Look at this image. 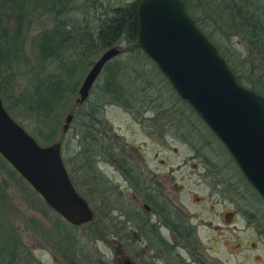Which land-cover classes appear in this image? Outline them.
Segmentation results:
<instances>
[{
	"label": "rangeland",
	"instance_id": "1",
	"mask_svg": "<svg viewBox=\"0 0 264 264\" xmlns=\"http://www.w3.org/2000/svg\"><path fill=\"white\" fill-rule=\"evenodd\" d=\"M126 1L128 0H70L72 11L68 13V17L80 26V30H92L101 12L109 13V8ZM1 3H4L3 0H0ZM94 5L98 7L97 11ZM16 11L8 1L5 10L0 13V24L7 35L14 34L16 30ZM25 13L19 26L20 37L17 43L20 47L13 64L12 90L9 89L10 86L4 90L6 100H3V105L7 107L9 114L33 135L35 121L25 109L14 105V98L30 90L32 83L37 79L36 70H40V75L56 76L60 73L54 59L45 61V67L39 66L36 50L38 35L51 27L54 17L51 13L43 12L33 0L26 3ZM230 40L229 45L237 50L243 47L239 37L232 36ZM117 44L124 53L125 43L119 41ZM64 46L62 55L68 57L71 65L74 63L72 66L77 69L74 78L79 77L80 81L95 55H90L93 51L87 52L78 42H67ZM81 64L84 71L80 73L78 69ZM136 67L142 68V64L137 62ZM75 96L76 93L69 97L67 106L73 102ZM85 107L84 104L82 108ZM180 108V111L172 109L171 114L162 111V115L161 111L146 110L141 115L147 117V121L143 122L138 121L140 117L133 118L122 107L106 103L101 108L100 117L106 122V126L111 128V133L116 134L118 144L123 145L126 156L133 163L143 158L150 168L162 174L167 172L168 166L172 168V174L176 177L174 191L185 206L199 209L202 205L205 209L208 206L220 209L223 213L221 222H228L225 215L235 206L239 213L236 215L237 219H233L240 229L243 224L250 228H255V225L259 229L257 224L260 227L264 225V201L252 186L246 183L247 180L220 141L209 134L198 120H184L192 130L189 133L194 136L185 134L184 139L179 137L175 131L176 118L186 119L185 115L188 113L185 105L181 104ZM64 113L52 140H60L63 164L76 189L93 208V219L79 225L69 224L53 210L47 209L41 197L0 156L4 161L0 162V244L13 241L16 243V264H99V260L107 264H119V260L125 256L129 257L133 264H137L138 241L131 234V231L134 234L137 231L134 221H127L124 213L129 206L127 199L131 200L133 197L132 191L126 186L122 187V194L115 188L116 191L111 189L110 182L120 180V176L108 160L98 159L94 163L91 161L89 171L80 165L81 159H78L75 152L79 149L77 144L83 117L81 114L74 115L67 130L61 132ZM192 122H195L193 124L196 127H190ZM180 131H185L182 126ZM36 140L41 144L47 143ZM96 173L100 175L97 176ZM203 175L221 177L224 198L220 202L212 201L215 195L210 200L205 198L207 188L196 182L198 177ZM196 195L203 198L199 204L190 201ZM232 200L235 201L233 205ZM55 219L57 224L53 222ZM238 233L240 241L246 240L245 244L249 247L237 251L238 240L229 243L225 240L226 247L231 252H225L221 247L222 250L216 253L217 258L223 264H238L239 261V264H264V242L260 236L249 230H239ZM253 239L256 243L252 246L250 242ZM207 253L212 254L210 249ZM13 263L15 264V260Z\"/></svg>",
	"mask_w": 264,
	"mask_h": 264
},
{
	"label": "trees",
	"instance_id": "2",
	"mask_svg": "<svg viewBox=\"0 0 264 264\" xmlns=\"http://www.w3.org/2000/svg\"><path fill=\"white\" fill-rule=\"evenodd\" d=\"M8 1L17 10L15 24L17 31L7 35L0 24L2 102L6 100L4 90L9 86L12 90L13 64L20 47L17 43L20 37L19 26L26 15L28 2V0H3L4 3L0 4V13L5 10ZM33 1L43 12L51 13L54 17L51 27L43 30L36 40L39 66L43 67L45 61L54 59L60 73L56 76H48L40 75V70H36L37 79L32 83L30 90L14 98V105L25 109L35 121V132L32 134L36 139L51 141L55 136L61 115L66 111H72L73 118L76 114H81L83 117L77 144L79 149L75 152L78 159H81L80 165L88 170L91 161L94 163L98 159H104L123 166L122 157L117 153V150H121V145L116 140L117 136L111 133V128L107 127L106 122L100 117L101 108L106 103L122 107L133 118L142 117L144 111L151 109L161 111V115L164 113L162 111L171 114L173 110L180 111V106L183 104L188 113L185 115L186 119L176 118L175 131L179 137L184 139L185 134L194 136L189 133L191 129L184 123V120L190 118L198 120L209 134L213 135L192 108L176 94L154 62L140 49L137 43L136 0H128L112 6L109 8V13L101 12L92 30L88 28L80 30V26L68 17V13L72 11L70 0ZM206 2L205 4V0H184L185 9L196 25L215 44L237 79L264 95V0H207ZM94 8L98 10L96 5ZM232 36H237L241 40L243 47L239 50L229 45ZM119 41L125 43V52L122 53L121 50L119 54L104 63L87 98L81 104L72 102L67 106L69 97L76 93L79 77L74 78L77 71L72 66L74 63L71 65L68 57L62 55L64 45H67V42H78L87 52L92 50L90 55L96 57L101 50ZM137 62L142 64V68L136 67ZM78 71L80 73L84 71L82 64ZM84 104L86 107L82 108ZM5 108L8 111L6 106ZM193 123L195 122L190 124L191 128L196 127ZM181 126L187 131L186 133L180 131ZM3 160L0 159V162L4 163ZM69 177L71 178L70 174ZM45 206L50 209L46 204ZM53 222L58 223L57 219ZM14 260L16 264V243L14 241L1 243L0 264H14ZM99 262V264H107L100 260Z\"/></svg>",
	"mask_w": 264,
	"mask_h": 264
},
{
	"label": "water",
	"instance_id": "3",
	"mask_svg": "<svg viewBox=\"0 0 264 264\" xmlns=\"http://www.w3.org/2000/svg\"><path fill=\"white\" fill-rule=\"evenodd\" d=\"M137 43L172 89L200 117L264 201V95L242 84L215 44L196 25L184 0H136ZM119 44L99 52L84 72L74 104H81ZM73 118L66 111L60 131ZM0 156L43 202L72 225L89 222L93 208L63 164L60 140L39 143L6 110L0 97ZM122 264H132L128 257Z\"/></svg>",
	"mask_w": 264,
	"mask_h": 264
},
{
	"label": "flooded vegetation",
	"instance_id": "4",
	"mask_svg": "<svg viewBox=\"0 0 264 264\" xmlns=\"http://www.w3.org/2000/svg\"><path fill=\"white\" fill-rule=\"evenodd\" d=\"M145 120L147 121V117L142 116L138 121L145 122ZM120 148L121 150H116L122 157L123 166L109 161L110 166L120 176V180L110 182V187L117 189L120 194L123 191L122 187L125 186L132 191L133 197L131 200L127 199L129 206L124 213L127 221H134L137 231L136 234L131 231L138 241L139 262L137 264H223L217 258L216 253L222 248L225 252H231L226 247V243L238 240L237 251L249 247L245 244L246 240L240 241L239 230H249L254 235L260 236L264 242V225L260 227L257 224L259 229L255 225V228H250L247 224H243L241 229L238 227L235 219H237L239 209L235 206H232L225 215L228 222L220 221L223 216L220 209L208 206L206 210L202 208V205L199 209L188 208L176 196L174 191L176 177L172 174L170 166L167 167L166 173H159L154 168H150L143 158L133 163L126 156L123 145ZM96 175L100 174L96 173ZM93 177L96 176L93 175ZM217 177L203 175L196 181L207 188L205 198L210 200L215 195L212 199L214 203L224 198L222 180L221 177ZM202 199L196 195L190 201L199 204ZM233 202L235 201L232 200V205ZM120 227L123 226L120 225ZM255 241L253 239L250 245L253 246ZM208 249L211 250V255L207 253ZM123 258L119 260V264H122ZM131 262L133 264L132 260Z\"/></svg>",
	"mask_w": 264,
	"mask_h": 264
}]
</instances>
